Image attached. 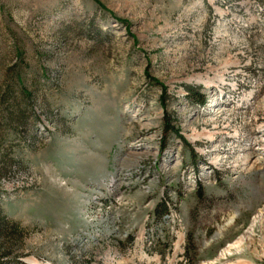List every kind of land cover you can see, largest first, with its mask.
Segmentation results:
<instances>
[{
  "label": "rangeland",
  "instance_id": "obj_1",
  "mask_svg": "<svg viewBox=\"0 0 264 264\" xmlns=\"http://www.w3.org/2000/svg\"><path fill=\"white\" fill-rule=\"evenodd\" d=\"M98 1L0 0V264H264V0Z\"/></svg>",
  "mask_w": 264,
  "mask_h": 264
},
{
  "label": "trees",
  "instance_id": "obj_2",
  "mask_svg": "<svg viewBox=\"0 0 264 264\" xmlns=\"http://www.w3.org/2000/svg\"><path fill=\"white\" fill-rule=\"evenodd\" d=\"M99 5L101 3L98 0H94ZM103 7V5H101ZM18 47L15 46L14 51H17ZM4 63V58L0 56V118L5 121V124L11 125L14 129L23 125L26 112V100L30 95V91L25 85L26 74L21 66H7ZM190 93H197L199 100L203 101V95L199 94L197 89L193 87L188 88ZM194 91V92H193ZM196 91V92H195ZM196 95V94H195ZM166 131L174 132L178 137L182 139V136L178 133V128L175 125H171V121L167 124ZM204 195V194H203ZM201 195L199 199L204 196ZM163 207L162 214H168V209L165 204H161ZM160 222V218L157 220Z\"/></svg>",
  "mask_w": 264,
  "mask_h": 264
},
{
  "label": "bare ground",
  "instance_id": "obj_3",
  "mask_svg": "<svg viewBox=\"0 0 264 264\" xmlns=\"http://www.w3.org/2000/svg\"><path fill=\"white\" fill-rule=\"evenodd\" d=\"M236 242H239V241H236ZM235 244V243H234Z\"/></svg>",
  "mask_w": 264,
  "mask_h": 264
}]
</instances>
